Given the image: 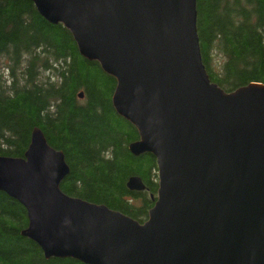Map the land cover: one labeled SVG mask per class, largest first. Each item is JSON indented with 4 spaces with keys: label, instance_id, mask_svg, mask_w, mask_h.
<instances>
[{
    "label": "water",
    "instance_id": "95a60500",
    "mask_svg": "<svg viewBox=\"0 0 264 264\" xmlns=\"http://www.w3.org/2000/svg\"><path fill=\"white\" fill-rule=\"evenodd\" d=\"M32 2L115 79L112 105L138 132L128 150L154 156L158 189L142 223L69 196L63 152L34 127L22 157L0 155V191L26 210L21 234L83 264H264V84L211 80L196 0ZM127 187L145 185L133 175Z\"/></svg>",
    "mask_w": 264,
    "mask_h": 264
},
{
    "label": "trees",
    "instance_id": "16d2710c",
    "mask_svg": "<svg viewBox=\"0 0 264 264\" xmlns=\"http://www.w3.org/2000/svg\"><path fill=\"white\" fill-rule=\"evenodd\" d=\"M196 11L211 80L225 91L264 84V0H196ZM0 61V155L22 157L39 127L64 154L65 194L144 222L157 195L156 160L128 150L138 132L112 105L115 79L82 57L70 31L45 20L32 0H0ZM133 175L143 190L127 187ZM27 224L25 208L0 191V264H83L46 258L21 234Z\"/></svg>",
    "mask_w": 264,
    "mask_h": 264
},
{
    "label": "rangeland",
    "instance_id": "374dc122",
    "mask_svg": "<svg viewBox=\"0 0 264 264\" xmlns=\"http://www.w3.org/2000/svg\"><path fill=\"white\" fill-rule=\"evenodd\" d=\"M94 61V60H93ZM0 63H1V61H0ZM4 65H2V67H3Z\"/></svg>",
    "mask_w": 264,
    "mask_h": 264
}]
</instances>
